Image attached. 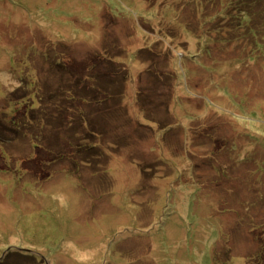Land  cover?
<instances>
[{"label":"rangeland","instance_id":"rangeland-1","mask_svg":"<svg viewBox=\"0 0 264 264\" xmlns=\"http://www.w3.org/2000/svg\"><path fill=\"white\" fill-rule=\"evenodd\" d=\"M172 1L0 0V259L21 248L48 264H264V0ZM57 52L74 78L95 53L115 58L99 74L128 75L126 132L114 101L78 103L108 124L99 141L117 125L128 139L99 162L62 158L78 147L57 117L36 147L9 129L40 109L27 99L48 82L30 79Z\"/></svg>","mask_w":264,"mask_h":264},{"label":"trees","instance_id":"trees-1","mask_svg":"<svg viewBox=\"0 0 264 264\" xmlns=\"http://www.w3.org/2000/svg\"><path fill=\"white\" fill-rule=\"evenodd\" d=\"M175 1V2H173ZM172 2L175 4L171 8L175 9L174 6H178V9H183V11L187 10V6L189 4H192L193 2L188 1V3H181V0H173ZM196 1V0H195ZM211 2L212 0H208ZM216 2L217 0H213ZM202 3H204V0H201ZM255 2V0L251 1ZM205 4V3H204ZM238 5L241 7L246 6L245 2L241 0V2L238 3ZM200 8V7H198ZM180 11V10H179ZM182 11V12H183ZM238 11V10H237ZM251 15V14H249ZM257 13H253V17L256 20ZM186 18V17H185ZM228 19V17L226 16ZM215 19V18H214ZM213 18L211 20H208V22L213 23ZM264 23V21H262ZM196 20L191 19L189 23H187V29L188 27L190 30L195 28ZM215 28L218 25H215L213 23ZM211 33V30L209 31ZM97 53L93 54V62L90 66L91 68L87 67V70L89 71V76H80L74 78L72 75V72L70 69L64 65L61 61H63L59 57V52L55 54L54 58H52L50 62L49 69H45L41 75H39V71L36 72V77L30 79L32 89L34 86H37L38 83L44 84L43 82L47 81V84L45 87V90H41L39 87L37 89L33 90V93L27 100H31V104H42L40 106V109L34 108V107H28L29 111H33V113L30 116L29 123L18 127L19 125L16 123H11L8 127L13 132L16 131V138H23L25 133L31 132L33 134L32 139L34 146L36 147L37 142L41 140V137L39 135V128L45 125V123H51V117H57L59 126L61 123H64L65 126L63 129L61 127L60 131L63 130V132H67L69 127H72V133L76 131L75 134H73V138L76 140L74 144H72V148L74 149V145L78 147L77 150H72L71 154H74V158L69 154L65 153L64 156H62L63 159L76 161V159H81L83 157L84 161L81 162V164H91L95 162H99L98 157L101 155H107L111 156L114 154V150L120 149L119 146L127 142V138L124 140L122 136L124 135L121 132H117L119 129V125L115 126L113 130L101 138V141L98 140L96 137V130L101 129L102 131H105L107 129L108 124L100 122L101 116H95L94 114L88 112V115L85 112V108L80 109L81 105L85 106L90 105L92 101L97 102V106H101L104 104V102L107 103V100L114 101L112 104H107V106L110 108L109 111H111L112 114L118 115L119 117L122 113V116H120V125H121V119L125 122L123 123L124 132L127 130L125 127H127L130 123V120L132 119V116L128 114L127 108L122 104L123 98L125 96L124 90L125 82L127 81L128 75L124 72H121V76L117 74H110L111 69H105L103 74H99L102 69L101 64H103L105 67L107 65H110V68L112 67V64L115 63V58L111 57H95ZM99 55V54H98ZM100 56V55H99ZM113 70V69H112ZM98 73L97 76H104L105 80H100L99 78L91 76L90 74ZM152 77L155 78V84L157 82H161L162 79L156 75L151 73ZM114 77L120 85L113 87V89H109V85L111 83L110 78ZM166 77V75H165ZM168 78H164V81L166 82ZM28 85V82H26ZM62 84H64V88H62ZM154 84V85H155ZM48 85V86H47ZM156 86V85H155ZM157 87V86H156ZM157 92L158 87H157ZM139 94H143V91H140ZM102 95V96H101ZM36 97V98H35ZM168 99V96L162 99L163 102H166ZM22 100V99H21ZM20 100V101H21ZM82 102L81 105H78V103ZM148 100L146 97L138 99V103L140 104L142 110H149L151 107L148 104ZM138 104V105H139ZM28 114V113H27ZM27 117V116H26ZM116 117V116H115ZM117 119L115 118V121ZM64 121V122H62ZM1 123V121H0ZM69 123V124H68ZM71 123V124H70ZM13 124V125H11ZM6 127V126H5ZM23 128L25 130H23ZM96 134V135H95ZM35 136V137H34ZM7 139V138H6ZM121 139V140H120ZM5 139H2L4 142ZM8 141L10 142L11 139L8 138ZM79 141V142H77ZM114 143H117L118 146L113 145ZM117 147V148H116ZM92 159L94 161L89 162V160ZM96 159V160H95ZM80 165V163H78ZM12 248V247H11ZM12 250V251H11ZM37 253V252H36ZM0 264H48L47 260L44 257L37 256L36 254L32 253L30 250L27 249H10L9 253L5 256V258L0 259Z\"/></svg>","mask_w":264,"mask_h":264}]
</instances>
